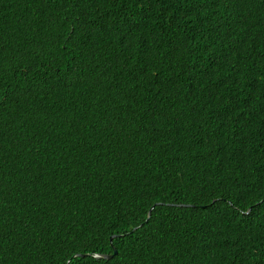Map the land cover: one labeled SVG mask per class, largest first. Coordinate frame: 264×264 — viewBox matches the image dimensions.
I'll return each mask as SVG.
<instances>
[{
    "label": "trees",
    "instance_id": "trees-1",
    "mask_svg": "<svg viewBox=\"0 0 264 264\" xmlns=\"http://www.w3.org/2000/svg\"><path fill=\"white\" fill-rule=\"evenodd\" d=\"M68 260L264 264V0H0V264Z\"/></svg>",
    "mask_w": 264,
    "mask_h": 264
},
{
    "label": "water",
    "instance_id": "water-1",
    "mask_svg": "<svg viewBox=\"0 0 264 264\" xmlns=\"http://www.w3.org/2000/svg\"><path fill=\"white\" fill-rule=\"evenodd\" d=\"M115 254V251L113 252ZM112 255H102L101 258L110 259Z\"/></svg>",
    "mask_w": 264,
    "mask_h": 264
},
{
    "label": "clouds",
    "instance_id": "clouds-1",
    "mask_svg": "<svg viewBox=\"0 0 264 264\" xmlns=\"http://www.w3.org/2000/svg\"><path fill=\"white\" fill-rule=\"evenodd\" d=\"M110 255H111V254H110ZM76 256H78V255H76ZM76 256H75V257H76ZM101 256H102V255H94L93 257H95V258H101ZM68 262H69V260L67 261L66 264H68Z\"/></svg>",
    "mask_w": 264,
    "mask_h": 264
}]
</instances>
